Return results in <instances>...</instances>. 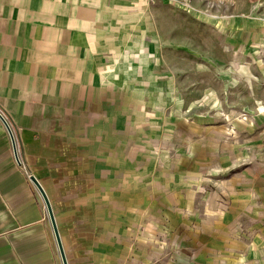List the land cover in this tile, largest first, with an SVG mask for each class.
I'll return each instance as SVG.
<instances>
[{
    "label": "crops",
    "instance_id": "crops-1",
    "mask_svg": "<svg viewBox=\"0 0 264 264\" xmlns=\"http://www.w3.org/2000/svg\"><path fill=\"white\" fill-rule=\"evenodd\" d=\"M156 11L153 0H0V112L17 151L0 119V264H62L31 177L67 264H157L147 242L172 222L190 174L175 142L191 139L174 129L183 93L157 53ZM260 166L235 192L245 215L255 192L264 199Z\"/></svg>",
    "mask_w": 264,
    "mask_h": 264
},
{
    "label": "rangeland",
    "instance_id": "rangeland-1",
    "mask_svg": "<svg viewBox=\"0 0 264 264\" xmlns=\"http://www.w3.org/2000/svg\"><path fill=\"white\" fill-rule=\"evenodd\" d=\"M153 5L157 53L183 93L174 129L191 141L175 142L190 158L174 162L183 161L190 174L168 206L172 222L157 223L156 240L152 235L147 246L156 244L157 264H264L262 193L255 192L248 215L232 206L249 179L247 168L264 162V107L256 105L264 102V0ZM176 171L175 165V187L181 183Z\"/></svg>",
    "mask_w": 264,
    "mask_h": 264
},
{
    "label": "water",
    "instance_id": "water-1",
    "mask_svg": "<svg viewBox=\"0 0 264 264\" xmlns=\"http://www.w3.org/2000/svg\"><path fill=\"white\" fill-rule=\"evenodd\" d=\"M0 119L3 122V124L5 125V127L7 128L9 136L11 137L12 144H13V149H14V152H15V158L17 159V151H16V145H15V141H14V136H13V133H12L11 128L9 126V123L5 119V117H4L2 112H0ZM30 180H31V182H33V184L35 185V187L39 191V193H40V195H41V197H42V199L44 201L45 208H46V211H47V214H48V217H49V220H50L53 232H54V237H55V240H56V244H57V248H58V251H59V254H60V257H61L62 264H67V261H66V258H65L64 252H63L62 244H61V241H60V238H59V234H58V231H57V227H56V224H55V220H54V217H53V214H52V210H51L49 201H48L44 191L42 190L40 185L37 183V181L33 177H31Z\"/></svg>",
    "mask_w": 264,
    "mask_h": 264
}]
</instances>
